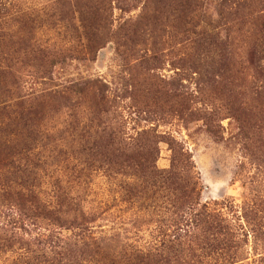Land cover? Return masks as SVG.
I'll return each instance as SVG.
<instances>
[{"label":"rangeland","instance_id":"1","mask_svg":"<svg viewBox=\"0 0 264 264\" xmlns=\"http://www.w3.org/2000/svg\"><path fill=\"white\" fill-rule=\"evenodd\" d=\"M0 264H264V0H0Z\"/></svg>","mask_w":264,"mask_h":264},{"label":"trees","instance_id":"2","mask_svg":"<svg viewBox=\"0 0 264 264\" xmlns=\"http://www.w3.org/2000/svg\"><path fill=\"white\" fill-rule=\"evenodd\" d=\"M195 34L200 35V33H198V32H196ZM205 38H206V37H205ZM206 39L209 40L210 37H207ZM210 40H211V39H210ZM211 44H212V43H211ZM218 230H220V232H223V233H228V232H229L228 228H227V227H223L222 225H219V229H218Z\"/></svg>","mask_w":264,"mask_h":264}]
</instances>
